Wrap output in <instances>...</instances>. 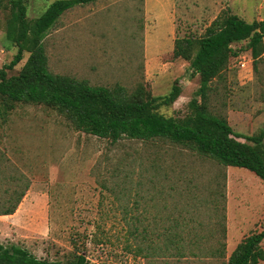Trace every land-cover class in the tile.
Instances as JSON below:
<instances>
[{
  "label": "rangeland",
  "instance_id": "1",
  "mask_svg": "<svg viewBox=\"0 0 264 264\" xmlns=\"http://www.w3.org/2000/svg\"><path fill=\"white\" fill-rule=\"evenodd\" d=\"M25 1L28 19L35 20L57 0ZM225 12L262 21L264 0L78 6L44 40L49 70L129 92L143 84L154 96L168 95L179 82L181 97L161 113L183 118L201 84L189 63L174 59L175 41L201 37ZM10 18L4 1L0 71L18 52L6 37ZM246 45L234 46L243 50L213 81L207 104L236 133L253 136L264 129V54L255 71ZM28 57L8 75H17ZM26 182L17 212L0 217V245L19 246L42 260L67 263L82 253L90 264H221L264 230V181L254 173L160 142L112 144L76 131L45 106L19 105L0 121V209ZM223 245V258L210 256Z\"/></svg>",
  "mask_w": 264,
  "mask_h": 264
},
{
  "label": "trees",
  "instance_id": "2",
  "mask_svg": "<svg viewBox=\"0 0 264 264\" xmlns=\"http://www.w3.org/2000/svg\"><path fill=\"white\" fill-rule=\"evenodd\" d=\"M9 4L11 18L6 37L18 47L12 62L0 71V121L6 122L19 105L45 106L59 113L78 132L116 144L123 139L144 143H163L191 151L225 168H242L264 181V129L257 135L236 133L227 119L213 115L208 107V94L214 80L221 77L232 58L243 49L234 46L247 43L246 50L258 71L264 54V20L248 23L237 15L225 12L199 38L175 41L174 59L189 63L192 75L200 78L197 98L189 103L183 118L167 117L162 108L172 107L182 95L177 82L166 96H154L140 84L129 92L124 86L112 88L92 86L89 81L49 70L44 40L68 11L99 0H57L35 20L27 17L25 0H0ZM29 54L28 60L15 76H9ZM30 184L20 186L9 207L0 209V217L14 215ZM198 236L197 234H193ZM264 230L241 242L221 264H260L264 261ZM179 250V249H178ZM221 249L209 251L214 258L224 257ZM0 264H90L82 253L67 262L36 258L16 245H0Z\"/></svg>",
  "mask_w": 264,
  "mask_h": 264
},
{
  "label": "crops",
  "instance_id": "3",
  "mask_svg": "<svg viewBox=\"0 0 264 264\" xmlns=\"http://www.w3.org/2000/svg\"><path fill=\"white\" fill-rule=\"evenodd\" d=\"M148 2H149V0H146V3H147V4H148ZM42 200L45 201V197H44V196H43ZM12 216H13V215H12ZM12 216H10V217H12ZM2 217H5V216H2Z\"/></svg>",
  "mask_w": 264,
  "mask_h": 264
},
{
  "label": "built area",
  "instance_id": "4",
  "mask_svg": "<svg viewBox=\"0 0 264 264\" xmlns=\"http://www.w3.org/2000/svg\"><path fill=\"white\" fill-rule=\"evenodd\" d=\"M242 68H246V67H245V64H242Z\"/></svg>",
  "mask_w": 264,
  "mask_h": 264
}]
</instances>
